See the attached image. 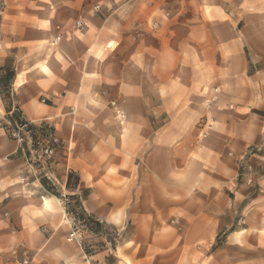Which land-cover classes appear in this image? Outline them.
Segmentation results:
<instances>
[{
    "label": "crops",
    "instance_id": "0c3cea01",
    "mask_svg": "<svg viewBox=\"0 0 264 264\" xmlns=\"http://www.w3.org/2000/svg\"><path fill=\"white\" fill-rule=\"evenodd\" d=\"M95 1L65 0L73 18L54 43L61 66L53 62L48 89L18 75L13 101L0 90V264H19L12 252L22 245L34 264H190L181 250L212 240L229 214L225 145L212 143L229 134L209 131L223 105L206 102L218 91L239 122L263 111L264 0H104L103 17ZM74 18L86 27L75 31ZM250 57L261 63L253 73ZM14 110L61 140L46 166L60 197L21 182L26 156L2 127ZM65 196L115 229L117 246L104 240L89 256L69 241Z\"/></svg>",
    "mask_w": 264,
    "mask_h": 264
},
{
    "label": "rangeland",
    "instance_id": "374dc122",
    "mask_svg": "<svg viewBox=\"0 0 264 264\" xmlns=\"http://www.w3.org/2000/svg\"><path fill=\"white\" fill-rule=\"evenodd\" d=\"M105 1H95V15L103 17L102 4ZM64 2L65 0H13L12 4H7L5 0H0V52L3 54L0 63V82L3 83V87L0 86V90L7 100L13 101L16 98L13 88L18 75L25 76L23 80L38 84L43 90L51 86L52 81L48 77L55 72L53 62L59 64L58 68L61 66V57L58 54L53 55L54 43L68 32V20L73 18L69 16L68 4ZM110 11L113 12L115 9L112 8ZM186 11L189 13V9ZM80 20L73 19L75 26L73 24L72 27H76L75 31L86 27L83 23L79 27ZM13 21H17L19 26L10 24ZM151 27L155 31L158 24L153 23ZM21 37L22 41L19 39ZM250 59L249 73H253L254 66L259 68L261 63L259 59L253 57ZM217 75L221 74H215V78ZM219 95L218 91H214L207 100L206 107L214 106L216 109L220 101L223 105L222 111L217 108V111L213 112L209 131L229 134L225 138L214 137L212 141L214 146L225 145L226 174L230 180L224 186L223 194L228 202L229 214L221 218L223 222L221 229L214 234L212 240L187 246L181 250V255L182 258L189 260L190 264H264V108L263 111H254L246 115V118L239 122L231 113L236 110L234 103L222 100ZM44 99V96L41 97L39 102L47 105L48 101L42 102ZM108 108L115 109L121 121L125 120L122 108L113 104ZM12 112L25 121L19 110ZM35 125H47L54 130V127L46 122ZM204 125L207 124L200 120L196 128L204 129ZM207 135L198 137V145L207 140L209 137ZM63 147L62 144L57 156ZM46 173L50 174L48 170L40 173L42 177L40 182L47 181L48 185L46 187L43 185L46 191L50 195L60 197L57 186L44 177ZM216 204L225 207L226 200H218ZM72 218L75 220L73 230L81 237L80 242L87 255L90 256L101 249L104 240L112 248L117 246L120 237L112 227L105 225L97 234L88 229L86 222L78 214ZM174 222L180 233H183L182 225Z\"/></svg>",
    "mask_w": 264,
    "mask_h": 264
},
{
    "label": "built area",
    "instance_id": "2783aa9c",
    "mask_svg": "<svg viewBox=\"0 0 264 264\" xmlns=\"http://www.w3.org/2000/svg\"><path fill=\"white\" fill-rule=\"evenodd\" d=\"M96 9L98 10L99 6ZM78 25L81 27L82 23ZM2 127L7 136L18 144L20 152L26 156L28 172L21 178V182L25 185L30 184L31 181L40 182L42 178L40 173L47 170V164H51L62 148L61 141L54 130L47 125L36 126L25 122L14 112L9 114ZM49 175L46 173L44 177L50 179ZM63 200L68 212L71 200L68 196H65ZM69 241L80 243L81 237L76 230H72ZM12 255L19 264H34L23 245L15 249Z\"/></svg>",
    "mask_w": 264,
    "mask_h": 264
},
{
    "label": "trees",
    "instance_id": "16d2710c",
    "mask_svg": "<svg viewBox=\"0 0 264 264\" xmlns=\"http://www.w3.org/2000/svg\"><path fill=\"white\" fill-rule=\"evenodd\" d=\"M0 86L3 87L2 82H0ZM42 183L45 187L48 185L47 181L45 180ZM68 186H70V180ZM70 200L72 201V204H70V206L68 207V213L74 218L75 215L78 214L84 219V222H86V226L88 227V229H90L94 233H100L105 224L101 223L97 218L87 215L79 198L72 196L70 197Z\"/></svg>",
    "mask_w": 264,
    "mask_h": 264
}]
</instances>
